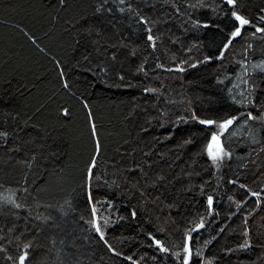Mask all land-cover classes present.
Wrapping results in <instances>:
<instances>
[{
	"label": "snow or ice",
	"instance_id": "snow-or-ice-1",
	"mask_svg": "<svg viewBox=\"0 0 264 264\" xmlns=\"http://www.w3.org/2000/svg\"><path fill=\"white\" fill-rule=\"evenodd\" d=\"M70 6V0H49L52 23ZM90 7V13L64 20L65 31L73 33V52H79L71 68L52 58L60 90L82 105L93 141L79 191L70 187L57 162V126H66L72 106L65 101L46 121H37L46 105L25 111L20 103L36 85L23 78L16 85L13 79L0 80V151L20 173L14 184L0 183V264H43L39 254L51 249L59 260L62 251L76 247L77 229L123 264H219L207 250L235 217L240 218L242 242L222 251L255 246L253 233L264 236V223H255L257 216L264 221V0L256 5L252 0H92ZM128 22L136 32L122 34L118 26ZM24 35L37 44L35 34ZM82 68L102 82L114 81L110 86L139 88L149 96L151 112L133 99L125 118L141 121V137L157 125L168 130L167 137L144 144L136 139L130 150L133 142L124 141L123 151L103 161L93 108L83 93L76 97L73 91ZM189 72L219 89L225 103L197 107L183 91L191 83L183 80ZM173 79L180 82V91L172 88ZM182 125L188 131L174 148H164ZM188 147L197 149L190 162L183 156ZM167 153L176 155L170 160ZM200 159L207 168L199 167ZM40 161L50 162L51 168L41 171ZM247 175L251 184L241 182ZM233 188L242 190L239 199L229 194ZM221 193L229 206L223 217L217 208ZM117 194L127 201L122 205L127 216L119 213ZM129 220L135 222L134 236L114 234ZM138 237L146 241L147 251L141 255L129 248L125 254V242L138 246Z\"/></svg>",
	"mask_w": 264,
	"mask_h": 264
},
{
	"label": "trees",
	"instance_id": "trees-1",
	"mask_svg": "<svg viewBox=\"0 0 264 264\" xmlns=\"http://www.w3.org/2000/svg\"><path fill=\"white\" fill-rule=\"evenodd\" d=\"M48 3L49 0H0V80L5 78L13 79V84L16 85V81L23 78L26 82L36 85L35 92L27 100L21 99L20 103L22 110L25 111L34 110L40 104L46 105V109L36 117L37 121H46L47 115L65 101L72 106L73 114L71 119L66 122V126L64 128L57 126V135L61 136L58 145L60 151L57 156V162L63 168V175L69 181L70 187L79 191L82 173L93 151V141L90 137L86 113L82 105L75 97L70 98L60 90L57 82V71L52 63V58L60 59L69 69L71 68L74 63L73 57L74 55L78 56L79 52H73L75 47L73 33L65 31L64 20L90 13L92 0H70L71 6L60 14L61 19L55 24L50 19L53 11L48 7ZM252 3L253 5L260 4V0H252ZM118 27L121 28L122 34L136 32V28L131 22H128L127 26L120 25ZM24 31L35 34L38 38L37 44L46 48L47 51L41 52L37 44H33L24 35ZM43 77H46V79H41ZM183 80L191 82L185 83L183 91L192 98L193 103L197 107L219 108L225 103L221 99L223 94L219 89L210 84L206 78L198 79L197 73L189 72L183 76ZM132 82L137 83L138 81L133 79ZM112 83L114 81L102 82L101 79L95 78L82 68L78 73V90L77 88L73 89L76 97H80L81 93H83L84 98L89 100V104L93 108L104 152V156L101 159L105 162L116 155L117 149L120 151L124 150V141L133 142L127 146L130 150L131 147L136 146L134 143L136 139H140L141 143L144 144L151 142L154 137L164 140L168 135L166 128H161L157 125L150 129L147 137H141L137 127V123L141 121H130L125 117L133 99L142 106L147 104L150 112L152 99L146 94H141L139 88L113 87L110 86ZM171 86L177 91L181 90L180 82L175 79L172 80ZM50 97H54V99L50 100ZM25 104L29 107L24 108L23 105ZM27 131L31 135H36L30 128ZM187 131V126L182 125L175 132V139L171 142L165 141L163 147L167 149L174 148ZM196 151V148H186L183 154L184 160L189 161V157ZM240 151L243 155V151ZM167 154L170 160L174 159L176 155L175 153ZM198 165L199 167L207 168V162L204 159H200ZM37 167L43 171L45 168H51V163L40 161ZM199 167L197 170H199ZM232 167L235 170L236 165L233 164ZM19 177V171L14 165L6 162L5 155L0 151V183L14 184ZM207 178L205 177V179ZM241 182L251 184L253 182L252 176L247 175V178L242 179ZM213 186L215 187V185ZM229 194H236L237 199H239L242 190L233 188ZM221 196L222 200L217 201V208L221 217H223L229 206L226 202V197H223V193H221ZM59 199L60 196L57 195V201ZM115 202L120 215L127 216L128 210L122 206L127 201H122L120 195L117 194ZM131 203L135 205V200ZM252 204H254V201H251L246 207H251ZM80 210H85L83 197L80 198ZM2 222L0 220V223ZM255 223L258 225L264 223V221H261L260 217L257 216ZM251 224L252 221L250 220ZM71 227L72 225L69 223V228ZM136 231L135 222L129 220L122 223L114 234L131 238ZM209 231H211V228ZM73 234L77 237L76 247L66 248L62 251L59 260L56 258L55 249H51L47 254L41 252L39 258L43 261V264H123L121 258L112 256L101 243L91 236L85 240L83 237L87 233H82L77 229ZM201 235L207 238L206 232ZM138 239L140 240L138 246L134 245V242L130 240L125 242L123 246L125 254H129V248H132L133 252H139L141 255L147 251L144 247L146 243L144 238L138 237ZM252 239L255 246L249 249L238 250L231 254H225L222 251L225 247H235L242 242L240 218L235 217L232 226L222 237L209 246L207 252L209 255H215L219 260V264H264V248L260 246L261 243H264V236L258 237L253 233ZM39 242L47 247L43 239ZM67 243L68 241L66 240ZM56 247H61L59 242H57ZM151 254V252L148 253V255ZM2 260L3 257L0 256V261Z\"/></svg>",
	"mask_w": 264,
	"mask_h": 264
}]
</instances>
